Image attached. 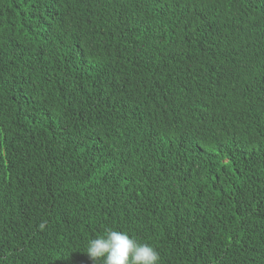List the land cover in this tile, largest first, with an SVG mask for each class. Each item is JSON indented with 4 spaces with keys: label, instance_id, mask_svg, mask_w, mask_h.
Instances as JSON below:
<instances>
[{
    "label": "trees",
    "instance_id": "1",
    "mask_svg": "<svg viewBox=\"0 0 264 264\" xmlns=\"http://www.w3.org/2000/svg\"><path fill=\"white\" fill-rule=\"evenodd\" d=\"M106 228L264 264V0H0V264Z\"/></svg>",
    "mask_w": 264,
    "mask_h": 264
},
{
    "label": "clouds",
    "instance_id": "2",
    "mask_svg": "<svg viewBox=\"0 0 264 264\" xmlns=\"http://www.w3.org/2000/svg\"><path fill=\"white\" fill-rule=\"evenodd\" d=\"M85 251L95 264H160L161 260L154 246L113 228L89 239Z\"/></svg>",
    "mask_w": 264,
    "mask_h": 264
}]
</instances>
